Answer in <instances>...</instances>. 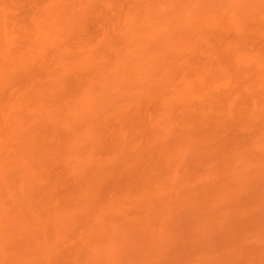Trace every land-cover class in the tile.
I'll list each match as a JSON object with an SVG mask.
<instances>
[{"label":"rangeland","instance_id":"374dc122","mask_svg":"<svg viewBox=\"0 0 264 264\" xmlns=\"http://www.w3.org/2000/svg\"><path fill=\"white\" fill-rule=\"evenodd\" d=\"M0 264H264V0H0Z\"/></svg>","mask_w":264,"mask_h":264}]
</instances>
